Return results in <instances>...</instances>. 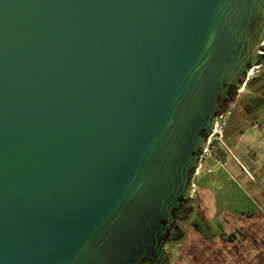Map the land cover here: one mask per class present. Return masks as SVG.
I'll list each match as a JSON object with an SVG mask.
<instances>
[{
    "label": "water",
    "instance_id": "95a60500",
    "mask_svg": "<svg viewBox=\"0 0 264 264\" xmlns=\"http://www.w3.org/2000/svg\"><path fill=\"white\" fill-rule=\"evenodd\" d=\"M263 39L264 0H0V264H165Z\"/></svg>",
    "mask_w": 264,
    "mask_h": 264
},
{
    "label": "crops",
    "instance_id": "0c3cea01",
    "mask_svg": "<svg viewBox=\"0 0 264 264\" xmlns=\"http://www.w3.org/2000/svg\"><path fill=\"white\" fill-rule=\"evenodd\" d=\"M249 124H238L232 146L226 139L215 156L246 182L255 209L217 211L212 188L197 186L190 217L201 226L186 225L185 239L177 241L169 264H264V122L256 117ZM214 219L215 231L210 226Z\"/></svg>",
    "mask_w": 264,
    "mask_h": 264
},
{
    "label": "rangeland",
    "instance_id": "374dc122",
    "mask_svg": "<svg viewBox=\"0 0 264 264\" xmlns=\"http://www.w3.org/2000/svg\"><path fill=\"white\" fill-rule=\"evenodd\" d=\"M252 67L253 70L251 72L254 74L253 76L256 77L258 75V77H256V80L252 83L245 85L241 92L237 93L236 91L232 98V103H235L237 107L235 106V108L233 109L231 115L232 117H230L231 119H227V124L225 126L226 133L224 132L225 136L223 138V141L231 138V143L230 141H228L229 145L231 146L232 139L234 138V134L237 130L238 124H240V126L242 127H246V125H250L249 122H251L252 120L254 121L256 117H259V121L264 122V103H262V106H259L257 110L248 114H246V112L250 109L249 106H247L248 109H245L244 111L239 106L240 104H246L250 99L257 96V94H259V96L263 95L262 100L264 101L263 71H256L258 65H253ZM251 102L252 101H250V104H253V102ZM259 103L260 102L256 101L255 104ZM229 107H232V104H230ZM244 121H248V123L244 124ZM193 183L195 184L196 189L197 186L201 184L212 188L215 194V204L217 207V211L225 209L230 212L240 213L252 211L255 209V196L250 190H248L246 182L242 178H240L236 174V172L230 170L227 165H225L224 163L220 164V162L216 159V156H210L204 160V163L198 169L196 177L193 179ZM191 213L192 210L190 211V214ZM186 223L188 225L194 223V225L196 224L198 225V227L201 226V223L195 216L190 217L187 220H182L179 226L183 228ZM210 226L214 231L217 229L215 219L210 224ZM177 241V239L173 240L171 242H168L166 245V254L170 259L174 257L173 249L175 248Z\"/></svg>",
    "mask_w": 264,
    "mask_h": 264
},
{
    "label": "flooded vegetation",
    "instance_id": "af4514ba",
    "mask_svg": "<svg viewBox=\"0 0 264 264\" xmlns=\"http://www.w3.org/2000/svg\"><path fill=\"white\" fill-rule=\"evenodd\" d=\"M259 47V46H258ZM258 50L261 52V53H257V54H259L260 56H264V44L262 45V46H260L259 48H258ZM264 59L263 60H261L260 62H259V64H258V68H257V72L258 71H263V74H264ZM260 66H261V69H260ZM260 69V70H259ZM254 74L251 72L250 74H249V76H247V78H246V80L244 81V83H243V85L240 87V88H238V89H236V88H231L230 89V92H229V96H230V100L226 103V105L224 106V107H222V110H226L229 106H230V104H232V107H231V110H230V113H229V116H228V118L227 119H229L230 117H232L231 115H232V112H233V109L235 108V103H232V98H233V96H234V94H235V92L237 91V93L238 92H241V90L244 88V86L245 85H248L249 84V82L250 83H252L253 81H255L256 80V77H258V75L256 76V77H254L253 76ZM262 96L263 95H260L259 96V94H257V96H255L254 98H252V99H250L249 100V102H247L246 104H240L239 106H240V108L244 111L245 109H248V107L247 106H249L250 107V109L246 112V114H248V113H252L253 111H255V110H257V108L259 107V106H262V103H264V101L262 100ZM250 101H252L253 102V104H250ZM256 101L257 102H260L259 104H255L256 103ZM251 102V103H252ZM237 107V106H236ZM231 119V118H230ZM229 119V120H230ZM228 120V121H229ZM226 124H227V121H226ZM225 132V131H224ZM223 138H224V136H223ZM222 144H223V139H222ZM222 144H221V146H222ZM220 148H218V150H219ZM218 150H217V152H218ZM217 152H216V154H217ZM197 173H198V171H197ZM197 175V174H196ZM196 175L194 176V178L196 177ZM193 178V179H194ZM193 185H194V188H193V190H192V194L190 195V197H189V199H188V201L186 202V203H184V204H182V205H180V206H178V208L174 211V217L176 218V220H175V222H173V226H172V229H171V231H170V233H169V235H168V239H167V243L168 242H171V241H173V240H175V238H174V236L172 235L173 234V232L175 231V230H180V229H182V230H184L185 228H186V225H187V223L183 226V228H181L180 226H179V224L181 223V221L182 220H187L188 218H190V216H191V214H190V211L192 210L193 211V200L196 198V191H197V189H196V186H195V184L193 183ZM191 202V203H190ZM195 226H197L196 224H195ZM165 251H166V249H165ZM166 256H167V254H166ZM167 258H168V256H167ZM150 262L149 261H146V260H144V261H142V264H149ZM151 264H156L155 262L154 263H151ZM165 264H169V258H168V261L165 263Z\"/></svg>",
    "mask_w": 264,
    "mask_h": 264
},
{
    "label": "built area",
    "instance_id": "2783aa9c",
    "mask_svg": "<svg viewBox=\"0 0 264 264\" xmlns=\"http://www.w3.org/2000/svg\"><path fill=\"white\" fill-rule=\"evenodd\" d=\"M264 44V39L257 45L256 52L261 53L258 48ZM259 46V47H258ZM253 70V67L248 69L246 73V78L249 76L251 71ZM246 80V79H245ZM231 107H228L226 110L220 111L218 115L214 118V123L212 126L211 132L206 136L205 139V146L204 148L200 149L199 155H198V166L194 170V173L192 175V186L193 185V178L197 174L198 169L201 167V165L204 163V160L210 156H215L218 148L221 147L222 139L224 136L226 121L229 116ZM192 188V190H193ZM192 194V193H191Z\"/></svg>",
    "mask_w": 264,
    "mask_h": 264
},
{
    "label": "trees",
    "instance_id": "16d2710c",
    "mask_svg": "<svg viewBox=\"0 0 264 264\" xmlns=\"http://www.w3.org/2000/svg\"><path fill=\"white\" fill-rule=\"evenodd\" d=\"M250 83V82H249ZM179 242L185 239V231L180 229V230H175L172 234Z\"/></svg>",
    "mask_w": 264,
    "mask_h": 264
}]
</instances>
